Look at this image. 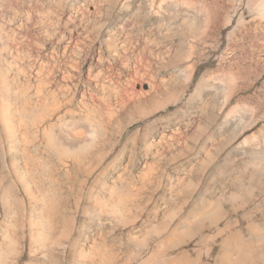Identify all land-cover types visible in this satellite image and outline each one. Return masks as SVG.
Segmentation results:
<instances>
[{"label":"rangeland","instance_id":"374dc122","mask_svg":"<svg viewBox=\"0 0 264 264\" xmlns=\"http://www.w3.org/2000/svg\"><path fill=\"white\" fill-rule=\"evenodd\" d=\"M149 1L18 0L13 3L14 9L22 13L9 12L8 28L17 37L19 34L26 52L19 60L24 73L14 72V77L36 87L43 81L46 83L44 91L53 96L50 95L45 128L51 132V124L82 115L84 107L106 98L112 123L108 126L111 138L106 139L102 131L87 129V125L76 131L63 125L67 133L81 129L86 142L74 146L59 141L54 151L48 148L45 133L38 134L30 148L32 157L44 162L39 179L29 173V156H25L22 147L12 155L0 150V178L7 176L10 188L23 192L24 186L18 181L23 176L37 197L51 189L55 195L69 200L77 177L84 178L81 168L96 173L105 169L113 174V180L122 175L131 182L125 184L123 193L128 195L125 207L132 210L129 218L133 220V195L138 186L131 185L149 168L154 169L151 172L155 178L164 177V183L172 186L189 178L191 168L202 167L208 157L218 156L222 168L217 166L214 171L217 174L224 171L228 184L239 176L257 190L259 182H264V74L257 73L264 70V63L248 65L243 58L251 50L246 45L238 47L236 56L228 57L227 45L215 48L184 44L182 37L186 31L168 29L164 16L151 13ZM180 54L183 56L179 64L170 66ZM257 64H260L258 68ZM231 73L235 77V73H241L246 78L240 74L235 79ZM127 92H132V99L124 106L121 98ZM172 98L179 103L175 104ZM157 107L163 110L134 125L124 136L118 134L128 121L140 119L142 109L149 112ZM142 136L149 141L147 145L139 141ZM240 160L247 166L243 170L245 176L242 171L240 174ZM112 178L109 184L114 187L116 180ZM155 187L149 184L142 194L150 193ZM85 193L86 189L77 188L76 198H82ZM139 203L143 205L144 201ZM134 215L138 217V212ZM164 215L165 211L161 210L160 218ZM108 221L104 219L112 227ZM141 222L140 219L138 224ZM256 224L261 233L255 234L253 241L257 237L254 242L264 251V222L256 221ZM255 264H264V259Z\"/></svg>","mask_w":264,"mask_h":264},{"label":"bare ground","instance_id":"6f19581e","mask_svg":"<svg viewBox=\"0 0 264 264\" xmlns=\"http://www.w3.org/2000/svg\"><path fill=\"white\" fill-rule=\"evenodd\" d=\"M17 1L0 0V150L4 153L7 150L12 155L19 153L22 147L25 156H29V173L39 179L44 162L36 161L30 148L38 134L45 133L48 148L53 151L59 141L74 146L86 142L81 129L67 133L64 130L66 125L75 128V131L83 128L82 125H87L90 130L99 129L106 139L110 134L108 126L112 123V114L107 98L101 99L84 107L82 115L69 116L59 120V124H51V132L45 128L51 98V92L44 91L46 83L43 81L36 87L30 82L16 81L14 77V72L24 73L19 60L23 59L25 52V42L8 28L9 12H19L13 7ZM149 2L151 13L164 16L168 29L188 32L182 37L184 44H203L215 48L227 45L230 49L228 57L236 56L238 47L246 45L247 50L250 48L251 51L244 54L245 62L248 65L264 63V0ZM182 56L175 57L170 66L178 65ZM188 57L190 60V55ZM249 71L252 74L253 71ZM260 71L257 73L263 75L264 70ZM235 74L236 77L232 73L229 75L237 79L241 73ZM125 94L127 96L121 98V102L127 106L131 102L132 92ZM173 100L175 104L179 103L178 99ZM161 107L149 112L140 109V119L128 121L118 134L124 136L134 125H140L144 119L162 111L164 107ZM65 116H68V112ZM54 129L59 131L53 132ZM146 139L142 136L139 141L147 145L149 141ZM240 162V174L242 171V176H245L246 171L243 170L247 166ZM217 166L222 168L219 157H208L201 168L188 171L189 178L172 186L164 183V177L155 178L151 172L154 169L149 168L151 170L131 185L133 188L136 184L138 186L137 193L133 195V220L129 218L132 210L125 207L128 195L123 191L125 184H131L126 176L114 179L116 185L112 187L109 184L112 173L105 169L96 173L83 167L84 178L81 180L77 177L69 200L55 195L51 189L44 190L39 198L26 184V177L18 178L17 174L18 181L24 186L23 192H20L17 188L9 187L7 176H1L0 264H133V259H136V264L260 262L264 259V251L255 244L257 237L254 241L253 238L261 233L256 221L264 222V211L261 213L264 208V182H259L257 190L251 189L247 179L239 176L228 184L224 171L218 174L214 171ZM149 184L156 187L150 193L142 194ZM77 188L86 189L82 198H76ZM139 201H144V204L141 205ZM161 210L165 211L163 218H160ZM134 212H138V217ZM104 219L109 220L112 227H108ZM140 219L142 222L138 224Z\"/></svg>","mask_w":264,"mask_h":264}]
</instances>
